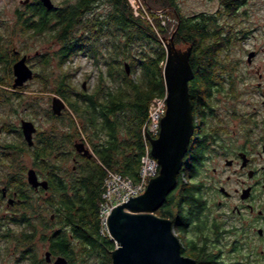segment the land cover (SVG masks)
Wrapping results in <instances>:
<instances>
[{
	"label": "trees",
	"instance_id": "1",
	"mask_svg": "<svg viewBox=\"0 0 264 264\" xmlns=\"http://www.w3.org/2000/svg\"><path fill=\"white\" fill-rule=\"evenodd\" d=\"M147 1L152 15L156 14V9H168L176 17L172 32L170 23L163 24L159 17L155 18L154 25L143 17H136L128 0H76L55 5L52 10L35 0L28 5L30 15L22 18L25 30L37 35L48 32L54 37L60 45L55 52L56 59L62 64L82 54L96 63L102 61L107 67L91 93L72 90L67 74H61L57 94L69 105L67 117L70 126H75V132L69 129L62 135L63 131L59 134L54 127L41 134L42 140L34 152L36 156H51L56 152L57 156L68 160L72 155L68 147L75 145L82 129L88 138L84 140L79 135L80 140L94 153L92 158L76 154L73 157L76 169L71 168L65 175L61 166L51 170V197L47 199L46 210L50 207L49 212L55 219L52 221L38 212L39 219L46 222L45 228L58 225L48 234L45 229L43 239H49L54 253L66 256L69 264H113L115 241L101 232L100 207L105 179L108 170L127 176L135 183L140 179L141 160L146 153L143 128L149 106L154 98L164 97L167 92L164 64L168 50L163 40L173 36L174 43H186L191 48L190 64L194 71V79L189 83L191 98L196 92L210 91L220 79L213 71L217 66V51L220 45L225 46L226 51L229 42L227 33L220 35L222 26L213 27V19L205 13L184 15L178 0ZM241 4L242 0L226 1L228 8H238ZM107 5L109 7L104 8ZM220 37L222 41H215ZM108 80L110 82H106ZM0 84H4L1 78ZM74 115L81 118V127ZM187 160L184 158L176 188L156 213L170 219L173 228L183 233L195 225L204 235L206 231L215 234L201 217L204 206L191 184L193 169ZM32 202L30 199L28 211L15 219L25 225L22 234L31 240L37 230L31 225L32 215L37 212ZM185 243L189 247L182 246L185 256L193 257L198 264H217L215 260L206 263V257L210 256L205 247L198 249L193 241Z\"/></svg>",
	"mask_w": 264,
	"mask_h": 264
},
{
	"label": "flooded vegetation",
	"instance_id": "2",
	"mask_svg": "<svg viewBox=\"0 0 264 264\" xmlns=\"http://www.w3.org/2000/svg\"><path fill=\"white\" fill-rule=\"evenodd\" d=\"M257 31L264 39V29H254L252 33ZM227 39L232 43L231 38ZM18 60L15 58L13 62ZM230 63L231 69L220 84L217 82L210 91H199L194 98L190 97L194 132L185 160L188 157L186 162L192 165L190 181L195 187L196 196L203 202L201 217L215 232L213 239L219 240L230 232L244 233L243 237L252 241L264 259V40L259 46L246 50L243 60ZM14 130L20 133L21 139L25 138L22 124ZM33 140L32 146L27 141L25 146L27 144V148H32L34 153L42 140L38 129ZM22 151L18 143L0 142V264L5 257L11 258L12 254L15 255L11 264L21 260L27 264H53L57 257L66 256L54 253L47 239L49 250L46 252H51V260L48 261L46 257L40 260L35 248L29 245L36 238L37 230L32 240L24 237L22 231H25V225L17 223L15 219L20 217V213L28 211L29 201L33 198L29 192L51 193L50 175L54 167L61 166L65 175L71 168L75 170L76 165L69 168L64 156H36L34 153L31 166L12 165L7 173L2 167L3 162L8 159L15 161L18 152ZM75 152L79 154L76 149ZM51 159L56 160L49 162ZM30 169L35 171L39 181L47 182V188L42 185L34 187L29 183ZM50 219H55L53 213ZM38 223L43 224V220L37 219V216L31 219V225L36 227ZM10 225L21 227V233L16 234ZM248 232L250 234L247 236ZM10 239L15 249L19 245L27 246L21 255L17 256L18 251L10 253L5 250L3 246L10 243ZM235 243L233 250L237 249Z\"/></svg>",
	"mask_w": 264,
	"mask_h": 264
},
{
	"label": "rangeland",
	"instance_id": "3",
	"mask_svg": "<svg viewBox=\"0 0 264 264\" xmlns=\"http://www.w3.org/2000/svg\"><path fill=\"white\" fill-rule=\"evenodd\" d=\"M24 1L0 0V78L4 82V84H0V142H15L24 149L22 153L18 152L19 156L15 161L8 159L7 162H3L2 167L7 170V173L10 172V166L12 165H18V167L26 165L28 167L31 166L33 161L32 156L34 153L32 148H27V144L26 146L23 145L21 142L25 143V138L22 137L21 139L20 133L14 130L21 126L22 120L34 122L39 134L47 133L54 127L59 130V134L63 131L62 135L66 134L69 129H73L75 132V126H70L71 123L67 117L68 111H70L69 105L57 94V84L62 77L61 74H67V82L72 90L91 93L94 92L100 82V78L103 77L102 72H106L107 69L102 61L96 63L93 58L82 54L71 57L64 64L57 60L55 52L59 49L60 45L54 37L52 38L48 32L37 35L33 31L25 30L22 18L30 15L28 5L32 2L34 3L35 0H29L28 3H24ZM52 1L56 6H62L70 4V2L73 3L76 0ZM178 1L184 15L193 16L205 13L213 19L211 24L213 27L217 26L218 29L222 26L220 35L222 32V36H225L224 34L227 33L226 37L232 39V43L228 42L226 51L225 46L224 48L223 45L218 47V56H216L218 60L216 62L217 66H214L213 71L215 74H219L220 79L217 80L219 84L223 81L227 71H230L231 61L243 60L246 56V50L259 46L261 42L263 43L264 39L261 38L262 35H260L259 31L257 33H252V31L258 28L264 29V0H242V4L238 8H228L226 5L227 0ZM147 2V0H128L129 7H131L136 17H143L152 25L155 24V18L159 17L162 19L163 24L170 23V30L172 32L177 23L176 17L168 9L164 11L156 9L154 11L156 14L152 15L153 13L150 12ZM108 7L109 5L104 8ZM242 31L247 33L243 34ZM172 37L163 41L168 52L170 50L171 58L176 57L174 52H177L179 55L172 61L174 64L184 57L190 46L186 43L176 44ZM221 39L223 37L215 41H222ZM25 55L28 57L27 63L32 68L35 76L24 85L14 87L13 59L15 60L16 58L17 60ZM55 96L60 97L66 104V108L62 113L57 115L59 117L64 116V118L62 117L63 119H56V114L52 110V102ZM74 119L75 122L77 121V125L81 127V118L75 116ZM79 131L76 139L77 142H81V137L87 140V133L82 129H79ZM74 135L76 136L75 133ZM69 149L72 151V155L66 161L68 163L65 164L71 168L75 164L73 157L76 155V152L74 146L68 147ZM54 154L57 153L53 152ZM55 160L51 159L49 162ZM185 181L187 180L185 179ZM29 193L33 196L31 199L35 208L34 210H37L34 213L36 215L32 216V218H36L37 216V219H39V211L43 212V216L50 217L52 212L49 211L51 209L49 207L46 210V207L48 203L47 199L51 197V193ZM156 212L154 214L159 216V213ZM44 223L46 222L43 221ZM43 224H36L37 236L33 243L29 244L30 247L33 246L35 248L40 260L45 258V252L49 250V241L43 239V231L47 229L46 234H48L51 233V229L58 227L56 224H51L48 228H45ZM10 228L18 235L22 231L19 230L21 227L15 225H10ZM173 232L180 239L183 247L189 248L185 243L186 240L193 241L194 246L198 249L205 247V252L210 256L206 257V263H213L215 260L217 264H264L262 254L258 252L259 249L255 248L252 241L243 237L244 233H226L221 239L215 241L213 239L215 234L206 231V235H204V232L198 230L195 225L191 226L186 233L181 232L178 228H173ZM249 234L250 232L246 233L247 236ZM208 235L211 236L209 237ZM234 243L237 247L235 250H233ZM3 247L10 253L18 251V256L21 255L27 246L19 245V248L15 249L13 240H11L10 243H5ZM14 255L12 254L11 258L5 257L1 264H11L14 262ZM21 261H15V264H27V262ZM84 263L87 264V262Z\"/></svg>",
	"mask_w": 264,
	"mask_h": 264
},
{
	"label": "water",
	"instance_id": "4",
	"mask_svg": "<svg viewBox=\"0 0 264 264\" xmlns=\"http://www.w3.org/2000/svg\"><path fill=\"white\" fill-rule=\"evenodd\" d=\"M40 1L49 10L55 7L52 0ZM28 2L29 0L24 1ZM174 54L179 56L177 52ZM190 55L191 48L179 62L173 64L176 57L171 58L170 50L168 52L164 67L167 110L161 120L157 138H153L147 129L151 154L159 164V174L149 181L143 194L115 208L109 217L110 236L116 243V248L112 251L113 264H198L196 259L182 253V244L173 232L172 221L154 214L177 186L178 175L194 132L193 104L189 92L194 71ZM126 68L130 72L129 64H126ZM13 74L14 87L22 86L34 77V72L27 63V56L13 64ZM65 108L64 100L55 96L52 102L53 112L60 115ZM21 124L25 140L32 146L33 136L37 131L35 124L29 120H23ZM74 147L79 154L93 156L91 149L82 141L76 142ZM28 181L34 187H48L46 181L38 180L33 169L28 172ZM45 257L50 261L51 252H46ZM53 264H69V261L66 257L59 256Z\"/></svg>",
	"mask_w": 264,
	"mask_h": 264
},
{
	"label": "built area",
	"instance_id": "5",
	"mask_svg": "<svg viewBox=\"0 0 264 264\" xmlns=\"http://www.w3.org/2000/svg\"><path fill=\"white\" fill-rule=\"evenodd\" d=\"M167 110V93L164 97L154 98L149 106V114L143 128L146 153L141 160L140 179L135 183L131 178L118 172L107 171L103 202L100 207L101 232L109 234V217L118 206L128 202L131 198L143 194L149 181L159 174V164L151 154V144L148 131L153 138H157L161 130V120Z\"/></svg>",
	"mask_w": 264,
	"mask_h": 264
}]
</instances>
